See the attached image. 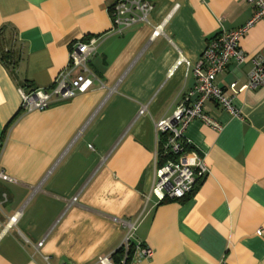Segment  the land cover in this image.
Here are the masks:
<instances>
[{"label": "crops", "instance_id": "1", "mask_svg": "<svg viewBox=\"0 0 264 264\" xmlns=\"http://www.w3.org/2000/svg\"><path fill=\"white\" fill-rule=\"evenodd\" d=\"M116 1L0 0V171L14 179L0 181V264H96L127 236L128 264H264V86L230 89L245 85L264 57V19L240 40L246 62H230L216 79L238 116L207 101L219 128L194 120L185 131L207 176L185 199L160 202L151 193L155 122L197 83L192 68L170 73L181 55L196 65L211 39L246 25L255 8L247 0H149L150 23L116 34ZM92 39L93 87L18 116L20 90L52 87L71 46ZM8 50L21 53L15 75L1 60ZM140 245L152 258L138 255Z\"/></svg>", "mask_w": 264, "mask_h": 264}, {"label": "built area", "instance_id": "2", "mask_svg": "<svg viewBox=\"0 0 264 264\" xmlns=\"http://www.w3.org/2000/svg\"><path fill=\"white\" fill-rule=\"evenodd\" d=\"M247 1L254 6L255 13L246 25L232 31H222L211 39L196 65H192L181 55L174 70L170 73L171 75L180 66H185L187 70L192 68L197 83L194 90L178 104L171 117L155 122L157 151L155 180L151 193L160 202L185 199L193 192L196 183L204 179L209 172L206 160L185 136L186 129L194 120H200L219 128V125L204 112V104L207 101H214L230 114L238 116V111L233 105L234 96L229 95L224 88L220 87L216 83V79L218 75L226 71L230 62L234 61L238 64L246 62L247 55L240 48V40L253 25L264 19V0ZM154 7V4L149 0H117L110 8L113 33L122 34L139 23L149 24V17ZM177 9L178 5L173 8L168 18ZM164 24L153 28L152 38L163 35ZM98 45V39H92L89 42H75L71 46L68 66L58 75L52 87L34 89L30 92L20 90L21 111L23 113L45 111L54 100L66 101L87 93L97 80L89 67V62L96 54ZM263 86L264 57H259L254 60V67L249 74L248 82L241 87L237 83H233L230 89L233 94H237ZM145 111L146 107L142 106L139 115H143ZM161 159L165 161L162 166L159 165ZM0 181L14 182V179L4 171H0ZM6 198L5 196V201ZM19 217L20 213L10 217L8 226L15 225ZM133 228V225H130V229ZM43 245L44 241H41L37 247L41 248ZM132 246L130 238L127 236L120 247L124 250L122 264H126ZM136 249L138 255L143 259H150L153 256V250L147 246L140 245ZM45 261L46 264H51L48 258H45ZM96 264H115L113 255L101 257Z\"/></svg>", "mask_w": 264, "mask_h": 264}, {"label": "trees", "instance_id": "3", "mask_svg": "<svg viewBox=\"0 0 264 264\" xmlns=\"http://www.w3.org/2000/svg\"><path fill=\"white\" fill-rule=\"evenodd\" d=\"M1 60L11 70L12 75H15L16 69L21 61V53L14 51V50L2 51ZM21 114H22V111L19 112L18 116H20ZM164 137L165 136L163 135L162 138L164 139ZM2 147L3 146H0V151ZM164 163L165 161L163 159L159 161L160 166H162ZM133 253H134V247L132 246L128 254V259L126 260V264H128L131 261ZM123 258H124V250L120 248L113 255V260L115 264H122Z\"/></svg>", "mask_w": 264, "mask_h": 264}]
</instances>
